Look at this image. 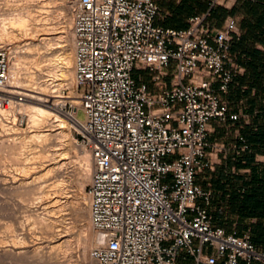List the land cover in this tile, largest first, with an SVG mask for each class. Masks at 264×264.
I'll return each instance as SVG.
<instances>
[{"label":"built area","instance_id":"obj_1","mask_svg":"<svg viewBox=\"0 0 264 264\" xmlns=\"http://www.w3.org/2000/svg\"><path fill=\"white\" fill-rule=\"evenodd\" d=\"M74 1L79 105L65 101L72 112L64 116L91 155L85 194L91 225L105 237L91 251L94 264H177L183 253L197 264H264L250 233L214 224L210 193L197 182L226 150L210 145V123L239 119L222 97L242 73L232 53L237 21L209 25L216 0L180 30L157 23L168 17L159 0ZM10 59L0 48V114L23 126Z\"/></svg>","mask_w":264,"mask_h":264},{"label":"rangeland","instance_id":"obj_2","mask_svg":"<svg viewBox=\"0 0 264 264\" xmlns=\"http://www.w3.org/2000/svg\"><path fill=\"white\" fill-rule=\"evenodd\" d=\"M71 1L73 0H0V31L3 28H8L10 23L18 16L23 14L25 17L24 13L27 15L28 11L31 14L27 15L29 17L31 16L30 19L27 16L25 17L28 19L27 21H29L27 22V30L25 29L26 31L23 30L22 32H15L11 42L7 43L5 46V48H8L11 52L10 67L14 65V59L16 58V60H18L21 64L20 72L17 74L18 76L14 75L12 77L10 74V81L18 78L22 82V86H32V88L37 89L39 93H41L40 91L42 89L44 90L47 88L45 92L49 96L47 99H50L51 105L58 102L59 97L66 99L71 95L76 96V89L74 84L72 86L65 83L60 84L61 72L56 64H54L55 66H50L51 69H45L42 76L35 74L36 67L32 64H34L33 62L36 58L28 56L26 51H29L31 46L33 47L34 44L36 45L40 42L42 33L38 32V29H36L38 21H33L31 19H34L32 17L35 15H39L38 6L43 4L49 7L52 10V13L49 16L48 23L55 25L57 30L55 33L64 32L63 37L66 35L64 38L66 44H62L63 41H57L55 43L52 42L51 44H53V48H60L67 45L68 47H72L74 55V44L71 31L72 26L69 25V19L71 18L73 7ZM167 1L170 3L171 0ZM210 1L211 0L208 2ZM198 3V0H194L193 2L194 5H198ZM218 4H223L222 7H231V3H223L222 0H216V6H218ZM25 7H28V10ZM30 7L32 9H30ZM24 8L25 10H23ZM60 101H62V99ZM61 107L59 109L47 108V110L53 114L51 121L49 122V126L53 127L52 129L57 130L58 128L59 123L56 122L57 117L65 121L64 129L60 130L63 131L64 135L61 134L62 136L57 137V139L50 138L44 144L38 143L39 145H42L40 148L37 143L34 142L33 146L31 145L32 149H26V156H13L9 150L7 152L4 151V153L2 152L3 154L0 153V250L12 246L20 248L28 246L32 249L42 247L41 251H38L40 254L37 253L39 254L38 256L34 253H29L20 257L8 256L7 259L0 256V264H82L84 244H86L85 240L88 237V227L91 225V222L90 219L82 218L83 212L81 211V208L85 202H88V198L85 193L89 183L86 184L84 190L81 192H79L76 188L74 182V179L76 178L75 169L78 167V159L80 158L84 148L77 145L76 129L64 116L65 113L72 112V108L69 105L65 106V102ZM19 110L27 116L25 124L21 126L19 125V121L15 124V121H11V119L5 121L4 125L0 124V142L2 141V138H15L21 135L26 136V133L31 127L29 113L22 111L20 108ZM79 116L81 119L84 118L82 113H80ZM43 126L46 127L48 124L44 123ZM43 126L41 127L43 128ZM43 129L48 130L51 128L47 127ZM16 134L20 135L18 136ZM70 142L73 147H70ZM59 147L64 149L66 148V175L64 177V191L60 194V196L58 194L59 197L57 200L61 198L59 200L60 205L58 204V206H61V209H57L56 214H54L56 218L54 221V229L48 230L47 227L49 224L46 223H49V220L47 219L50 214L46 209L50 206L53 198H55L53 195L54 192L49 191L50 188L36 191L38 195L35 193L36 195L34 194L31 198V196L27 195V193H24L26 192L24 188H21V190L18 188L17 182H20L24 177H28L30 180H33L40 174L45 173L46 171L43 172V169L40 167L41 164H44L45 166L51 165L55 159L53 151ZM16 153L19 154L21 152L20 150H17ZM45 180L49 181L46 184L41 183V187L53 183V174H50ZM23 189L25 191H22ZM25 194L26 196H23ZM30 198L32 201L29 202ZM93 233L97 236L94 230ZM61 237L69 239L70 244L60 248L57 252L51 251V248L55 245L56 240ZM97 240H99V237ZM42 253L44 254L42 255ZM49 254H51V258ZM92 264H94V261Z\"/></svg>","mask_w":264,"mask_h":264},{"label":"crops","instance_id":"obj_3","mask_svg":"<svg viewBox=\"0 0 264 264\" xmlns=\"http://www.w3.org/2000/svg\"><path fill=\"white\" fill-rule=\"evenodd\" d=\"M198 1L194 5V0H159L168 17L157 23L186 29L189 18L210 11L209 0ZM222 2L231 3V7L218 4L211 9L207 23L221 28L229 17L237 21L241 37L233 44L232 53L242 73L222 97L230 114L239 115V119L210 123V145H223L226 150L219 155L218 164L207 168L197 182L210 193L209 211L216 224L229 233H250L257 245L264 246V0ZM239 137L245 139L247 151L239 150L243 145ZM177 264L197 263L183 253Z\"/></svg>","mask_w":264,"mask_h":264},{"label":"bare ground","instance_id":"obj_4","mask_svg":"<svg viewBox=\"0 0 264 264\" xmlns=\"http://www.w3.org/2000/svg\"><path fill=\"white\" fill-rule=\"evenodd\" d=\"M71 4H73V7H74L75 1L74 0L71 1ZM73 7H72V9H73ZM25 8L28 10V7H25ZM25 8L23 10H25ZM37 8L39 9V11H38L39 15L38 16L35 15L34 17H32L34 19H31V20L38 21L36 29H38V32L42 33V35H41L42 38H41L40 42H38V44H36V45L34 44L33 47L31 46L29 51H26L28 56H32V57L36 58V60L33 62L34 64H32L36 67L35 68V70H36L35 74L38 76H42L43 71H45V69L46 70H47V68L51 69L50 66L56 64L59 71L61 72L60 84L65 83L69 86H72L74 84V80H73V78H74L73 77L74 76V68H73L74 58H73V56L74 55H73L72 47H68L67 45H65V46H62L60 48L59 47L53 48V46H52L53 44H51V43L52 42L55 43L57 41H63L62 44H64L66 42V41H64L65 40L64 38L66 37V35L63 37L64 32L55 33V32H57L55 25L52 23H48L49 16L52 13V10L49 7L42 4V5L38 6ZM30 9H32V8L30 7ZM30 12H31V10H30ZM23 13H24V11H23ZM19 14H21V13H19ZM28 14H30L29 11H28ZM24 15H25V17L27 16L25 13H24ZM25 17L23 16V14L18 16L17 18H15L14 21H12V20H11L12 22L10 21L11 22L10 26H9L10 28L9 27L3 28L0 31V48H4L7 43L11 42L15 32H22L25 29L27 30V28H26L27 22H29V21H27L28 19ZM27 17H29V16H27ZM30 18H31V16L29 17V19ZM69 25L72 26V13H71V18L69 19ZM16 59H14V62H15L14 65L12 67H10V74L12 77L14 75L19 74L20 69H21L20 68L21 64ZM37 60H38V62H37ZM50 72H51V70H50ZM21 83L22 82L18 78L16 80H11L10 86H9V93H11V95H13V98L19 102L20 109L22 111L29 113L31 127L28 130V132L26 133V136H22V135L19 136L20 134H16L19 137L2 138V141L0 142V153L1 154H3L4 151L7 152L9 150L11 152V155H13V156L14 155L26 156V149L27 148L32 149L31 147L33 146L34 142H36L38 147L40 148V147H42V145H39L38 143L44 144L50 138H53V139L56 138L57 139V137L64 135L63 131H60V130L64 129L65 121L62 120L61 118L57 117L56 122L59 123L58 128H57V130L52 129L53 127L49 126L50 125L49 122L51 121L53 114L49 110H47V108H49V109L50 108L51 109L52 108H58L59 109L61 106H63V103L65 101H70L76 107H78V105H79V98H78L77 94H76V96L71 95L70 97H68L66 99L59 97L58 98L59 101L54 103L53 105H51L50 99H47V98H49V96L45 92V90L47 88L44 90L42 89L40 91L41 93H39V91L35 88H32V86L31 87H27V86L25 87V86H22ZM26 85H28V84H26ZM61 99H62V101H60ZM61 109H62V107H61ZM10 119H11V121L14 120L16 122V119H15V117H13V114L10 117L7 114H3V115L0 114V124L4 125V122L7 120H10ZM44 123L48 124V126L44 127L43 126ZM41 126H43V128L48 127L51 129L44 130ZM8 130H9V128H8ZM71 144L72 143L70 142L69 145H71ZM59 146H60V144H59ZM70 147H73V145H71ZM65 149L59 147L53 151V155L55 156V159L51 165L45 166L44 164L43 165L41 164L40 167L43 169V172L46 171L45 173H42V174L39 173L40 175L38 177L34 178L33 180H30V178H28V177H24L20 182H17L18 188H20V190H21V188H24L26 190V192H24V193H27V195L31 196V198L36 193V191L45 190V189L50 188L49 191L54 192L53 195L55 196V198H53V200L50 203V206H48L46 209L48 211V213L50 214L49 218L47 219V220H49V223H46V224H49L48 227L46 225L48 230L54 229V221L56 220L54 214H56L57 209H61V206H58L59 200L61 198L59 200H57V199L60 196V194H62L64 191V182H65L64 177L66 175V168H65V165H66V162H65L66 153H65V151L66 150ZM17 150H20L21 153H19V154L16 153ZM17 156H15V157H17ZM38 159H39V156H38ZM70 161H72V160H70ZM91 167H92L91 155L88 151L83 149L81 156L78 159V167L75 169L76 170V173H75L76 178L74 177L75 178L74 182H75L76 188L79 192L83 191L86 184H88L90 182L91 170H92ZM50 174H53V179H54L53 183L41 187V185H42L41 183H44V184L48 183L49 180H45V179H47V177H49ZM17 185H16V188H17ZM24 189L22 191H25ZM49 191H47V192H49ZM58 194H59V196H58ZM23 196H26V194ZM27 198H28V196H27ZM31 198H30V200L29 199H27V200H29V202H30V201H32ZM38 199H40V198H38ZM81 211L83 212V214H82L83 219H90L89 198H88V202H85L82 205ZM92 228H93L92 225H90L88 227L89 233H88V237L86 236L87 237L85 240L86 244H84L85 246H84V254L82 256V264H92L93 260H92V257L90 255L91 249L100 246L101 243H103V241L105 239V237L102 234L95 231V233L97 234V236H96L93 233L94 229L92 230ZM98 237H99V240H97ZM98 242H101V243H98ZM69 244H70L69 239H67L65 237H61V238L56 240L55 245L51 248L52 249L51 251L57 252L60 248H62L64 246H68ZM41 249H42V247H39L37 249H32L31 247H28V246L27 247L23 246L21 248L16 247V246H12L9 248L1 249L0 250V252H1L0 256L4 257L6 259L8 258V256L20 257V256L27 255L29 253L37 254V253H39L38 251H41ZM39 254H37L36 256H38ZM43 254L44 253H42V255ZM49 255L51 258V254H49ZM56 255H57V253H56ZM64 264H67V263H64Z\"/></svg>","mask_w":264,"mask_h":264},{"label":"trees","instance_id":"obj_5","mask_svg":"<svg viewBox=\"0 0 264 264\" xmlns=\"http://www.w3.org/2000/svg\"><path fill=\"white\" fill-rule=\"evenodd\" d=\"M207 6L210 7V2L207 4ZM214 224L217 225L218 227H221V228L225 229L223 226L218 225V224H216L215 222H214ZM227 233H229V232L227 231ZM230 233H231V232H230ZM238 234H239V233H238ZM239 235H242V234H239ZM250 236H251V234H250ZM251 241H252V243H253L257 248H259V249H261V250L264 251V246H262V245H257V244L253 241L252 236H251ZM239 264H245V263H244V262H240Z\"/></svg>","mask_w":264,"mask_h":264}]
</instances>
